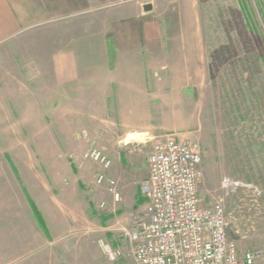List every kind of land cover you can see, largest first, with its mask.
<instances>
[{
  "label": "crops",
  "instance_id": "1",
  "mask_svg": "<svg viewBox=\"0 0 264 264\" xmlns=\"http://www.w3.org/2000/svg\"><path fill=\"white\" fill-rule=\"evenodd\" d=\"M101 1L0 0V130L8 123L35 129L36 116L45 114L51 129L46 144L60 146L62 154L60 160L46 155L53 173L45 174L44 204L37 188L24 185L19 173H13L18 185L0 187L3 194L14 193L10 202L18 201L25 215L0 221V264H94L99 242L132 258L127 233L134 228V212L145 207L138 185L148 167L141 173V155L126 152L142 144L150 153L165 134L179 142L188 139L165 108L166 74L177 64L187 65L188 58L167 57L164 28L150 24L151 13L143 4L126 1L103 8ZM172 113H177L174 108ZM85 141L90 145L86 151L105 150L106 143L117 147L107 176L117 183L120 203L109 196L94 206L70 197L94 188L79 172L86 151L81 158L71 151ZM134 172L133 201L122 178ZM101 185L95 181V187ZM8 223L15 225L10 231ZM71 228L77 233H69Z\"/></svg>",
  "mask_w": 264,
  "mask_h": 264
},
{
  "label": "rangeland",
  "instance_id": "2",
  "mask_svg": "<svg viewBox=\"0 0 264 264\" xmlns=\"http://www.w3.org/2000/svg\"><path fill=\"white\" fill-rule=\"evenodd\" d=\"M126 1L151 6L150 24L164 28L167 57L188 58L187 65L177 64L172 71L166 70L165 108L169 121L177 122L182 133L188 135L187 141L200 148L203 206L211 204L212 199V203L221 201L231 220L228 235L235 240L239 251L261 247L264 244V0H102L101 6L113 7ZM171 105L177 113L169 115ZM22 118L24 121V115ZM35 119V129L19 130L17 123H8L7 129L0 130V187L18 185L13 173H19L24 185L37 188L38 200L44 204L45 174L53 173L46 155L52 154L54 160L59 156L60 160L62 154L60 146L49 148L46 144L51 137L46 115L38 114ZM86 130L88 133L92 128ZM54 134L57 139L58 131ZM167 135L170 134L158 139ZM86 141L80 150L73 147L72 153L77 151L81 158L90 147ZM143 146L133 144L126 154L131 157L140 154L137 159L141 173H146L149 147ZM96 150L114 164L118 153L115 144L106 143L105 150ZM81 160L79 172L88 175L94 188L79 193L78 198L70 197L79 203L84 200L86 205L106 202L111 197L106 185L95 187L100 166L84 161L83 157ZM57 169L58 173H66ZM136 179L137 172L122 178L133 201ZM223 180L228 181L230 190L223 189ZM3 190L0 189V221L24 217L18 201L10 202L15 198L14 193L3 194ZM117 191L120 203L122 195L118 186ZM141 212L138 210L134 215ZM6 227L10 231L15 225L8 223ZM69 233L77 231L71 228ZM94 251V264H132L130 256L111 261L103 251L102 254L97 248Z\"/></svg>",
  "mask_w": 264,
  "mask_h": 264
},
{
  "label": "built area",
  "instance_id": "3",
  "mask_svg": "<svg viewBox=\"0 0 264 264\" xmlns=\"http://www.w3.org/2000/svg\"><path fill=\"white\" fill-rule=\"evenodd\" d=\"M83 159L100 165L96 183H105L118 203L117 183L107 176L110 161L96 149L86 151ZM147 167V178L140 185L145 207L133 217L134 228L127 233L132 264H264V244L239 251L229 237L231 220L221 201L203 206L199 195L203 171L197 144L179 142L173 135L156 139ZM222 184L223 189H229L227 180ZM98 245L111 261L121 256L104 242Z\"/></svg>",
  "mask_w": 264,
  "mask_h": 264
},
{
  "label": "water",
  "instance_id": "4",
  "mask_svg": "<svg viewBox=\"0 0 264 264\" xmlns=\"http://www.w3.org/2000/svg\"><path fill=\"white\" fill-rule=\"evenodd\" d=\"M151 9V6L148 4V5H145L144 7H143V10L145 11V12H148L149 10Z\"/></svg>",
  "mask_w": 264,
  "mask_h": 264
}]
</instances>
